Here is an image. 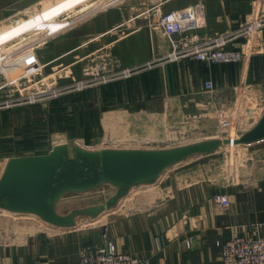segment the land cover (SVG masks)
Masks as SVG:
<instances>
[{
	"label": "crops",
	"instance_id": "obj_1",
	"mask_svg": "<svg viewBox=\"0 0 264 264\" xmlns=\"http://www.w3.org/2000/svg\"><path fill=\"white\" fill-rule=\"evenodd\" d=\"M92 1L58 0L1 31L0 47L11 39L37 29L43 31L41 40L36 42V45L41 44L91 13L107 9L121 0L104 2L71 22L60 20L67 13L81 9ZM196 1L190 0L173 6L171 0H163L154 7L145 6L144 14L150 13L151 25L159 29L160 15L187 7ZM200 2L204 8L202 26L191 32L194 39L202 42L218 35H232L233 39L226 44L225 49L242 50L246 53L245 59L239 64L212 66L190 59L165 61L163 57L170 51L168 43L165 49L162 42L157 43L151 30L145 28L138 31L143 32L142 37L139 35L138 38L142 40V48H148V56H143L144 59L127 65L126 68L160 61H156L152 69L147 68L148 71L145 69L139 73L137 82L130 77L108 82V93L112 100V109L108 113L114 119L115 115H126L128 108H132V112L137 114H146L164 107L166 110L182 100L184 108L189 111L188 115L195 111L201 114L194 118L198 124H219L220 118L232 116L240 124L244 121L241 125L246 131L249 123H256L262 116L264 111L260 112L261 107L244 100L252 90L260 96L264 95V26L249 36L242 35V32L247 22L264 15V0ZM169 5L172 7L168 8ZM54 21L57 23L54 24ZM2 22L0 19V23ZM138 23L142 21L139 20ZM17 52L23 53L21 50ZM31 62L34 67H39L33 54L30 51L24 52L22 56L5 63L1 69L11 74L20 72V68L27 72L31 71L28 68ZM206 80H211L214 84L207 108L211 115L201 108L204 101L203 83ZM120 86L123 88L121 97L118 94ZM132 95L135 97L132 98ZM131 104L134 106L131 107ZM245 116L251 120L246 122ZM259 152L261 160H256L253 164H258L262 170H257L256 175L254 170L242 169L228 183L222 179L215 185L208 181L207 176L195 174L192 169H181L168 174L160 181L163 185L162 192L144 193L122 208L117 207L118 205L113 208L115 213L104 226L101 237L92 241L82 239L80 242L72 240L68 243L66 233H53L43 227L48 224L41 220L40 223L34 222L29 229L20 230L10 227L12 225L8 223H1L0 264H74L82 247H96L101 245V241L111 242L119 251L139 256L143 264H221L215 247L216 241H224L247 231L252 234L254 230H264V148ZM222 196L228 199V206L219 203ZM187 239L189 248L186 247ZM68 249L72 252L68 253Z\"/></svg>",
	"mask_w": 264,
	"mask_h": 264
},
{
	"label": "rangeland",
	"instance_id": "obj_2",
	"mask_svg": "<svg viewBox=\"0 0 264 264\" xmlns=\"http://www.w3.org/2000/svg\"><path fill=\"white\" fill-rule=\"evenodd\" d=\"M57 1L0 0V19L3 20L0 23V32ZM107 1L109 0H93L81 9L77 8L67 13L60 20L65 23L71 22ZM160 1L163 0H121L107 9L91 13L73 24L74 26L60 31L41 44L36 45V42L43 36L42 29L33 30L34 32L2 44L0 176L10 158L45 155L53 147L61 144H66L72 155L75 146L88 151L150 150L176 147L193 141L237 138L236 134L231 133L234 131L232 128L226 131L220 129L218 124H198L194 118L201 114L195 111L188 115L189 111L184 108L183 100L166 110L164 107L146 114H137L132 112V108H128L126 115H115L114 119L113 115L108 113L112 109V100L108 93V83L102 82L109 77L111 67L125 69L127 65L148 56V48H142V40L138 38L139 35L142 37L143 32L138 31L145 28L151 30L157 43L162 42L165 49L167 48L161 30L151 25L153 23L150 13L144 14L145 6L154 7ZM188 1L190 0H171V4L177 6ZM197 2L201 4L200 0L193 3ZM172 5L167 7L170 8ZM139 20L142 23L139 24ZM56 23L54 21V24ZM117 25L120 26L101 35ZM127 35L129 37H126ZM123 37L126 38L122 40ZM18 50L23 53L30 51L39 67L34 71H25L17 80L11 82L1 68L13 58L22 56L23 53H18ZM23 61L26 62L25 59ZM143 70H134L130 76L132 81L137 82L139 73ZM122 92L123 88L120 86L118 89L120 97ZM133 95L132 98L135 97ZM244 101H251L252 105L261 107V113L264 111V95L260 96L252 90ZM208 107L201 104L202 109L207 110ZM212 115L215 117L213 113ZM248 120L251 119L245 116V121ZM243 122L241 121V124ZM254 124L252 122L247 126L251 129ZM241 129L243 130L242 127ZM263 148L264 139L252 144L222 145L211 154L192 156L165 169L155 183L132 187L128 194L118 201L117 207L128 205L131 200L144 193L161 191L162 178L165 179L168 174L181 169L195 170V174L207 176L208 181L215 185L222 179L225 183L232 181L242 169L254 170L257 175L262 167L253 162L261 160L259 150ZM243 161L247 163L244 164ZM115 192L116 189L110 184H103L87 192H70L58 201L56 210L60 215H67L74 209L103 204ZM114 213L111 208L104 210L95 218L78 216L75 218V225L67 228L48 225L43 227L52 230L53 233H66L68 243L72 240L80 242L82 239L92 241L101 237L104 226ZM39 220L33 215L12 214L0 210V224L8 223L12 225H9L10 227L18 230L29 229L33 227L34 222L40 223ZM102 243L104 242L101 241L100 244ZM93 248L95 246L82 247L78 251V257L81 252ZM70 252L72 251L68 249V253Z\"/></svg>",
	"mask_w": 264,
	"mask_h": 264
},
{
	"label": "water",
	"instance_id": "obj_3",
	"mask_svg": "<svg viewBox=\"0 0 264 264\" xmlns=\"http://www.w3.org/2000/svg\"><path fill=\"white\" fill-rule=\"evenodd\" d=\"M264 139V113L254 126L236 139L215 138L193 141L166 149L84 150L78 146L70 154L61 144L45 155L10 158L0 176V210L33 215L60 228L75 225V218H95L117 206L136 185L153 184L170 166L196 155L215 152L222 145L252 144ZM110 184L116 192L103 204L58 214V201L70 192H87Z\"/></svg>",
	"mask_w": 264,
	"mask_h": 264
},
{
	"label": "built area",
	"instance_id": "obj_4",
	"mask_svg": "<svg viewBox=\"0 0 264 264\" xmlns=\"http://www.w3.org/2000/svg\"><path fill=\"white\" fill-rule=\"evenodd\" d=\"M202 8V5L197 3L159 16L158 28L170 48L163 59L169 62L190 59L211 66L241 63L246 57L244 51L225 49L226 44L233 39L232 35H218L202 42L195 40L191 35L193 30L202 26ZM263 26L264 15L251 19L246 23L242 35L249 36ZM156 61L160 60H154L131 69L119 70L111 67L109 77L102 83L128 78L134 70L151 68ZM213 91V82L211 80L204 81L203 104L209 106V97ZM218 125L220 129L226 131H230L232 128L236 135L243 133L239 121L237 119L235 121L232 116L227 119L220 118ZM219 203L222 206H228L229 201L225 196H222ZM248 233L250 232L247 231L241 235H233L224 241L215 242L221 264H264V230L261 232L254 230L252 234ZM186 247L189 248V239L186 240ZM74 264H143V260L137 255L119 251L115 244L106 242L81 252Z\"/></svg>",
	"mask_w": 264,
	"mask_h": 264
},
{
	"label": "bare ground",
	"instance_id": "obj_5",
	"mask_svg": "<svg viewBox=\"0 0 264 264\" xmlns=\"http://www.w3.org/2000/svg\"><path fill=\"white\" fill-rule=\"evenodd\" d=\"M31 71L33 70L34 71V69L36 68V67H34V65L32 64V62H31V64L29 65V67H28ZM38 68V67H37ZM22 68H20V72H18V73H15V74H11V73H6L7 74V76H6V78L9 80V81H15V80H17L18 79V77L19 76H21L22 74H24V71L23 70H21ZM231 133H234L233 131H231ZM240 134H238V135H236V137H238ZM227 146H229V145H227ZM101 214V213H100ZM99 214V215H100ZM98 215V216H99Z\"/></svg>",
	"mask_w": 264,
	"mask_h": 264
}]
</instances>
